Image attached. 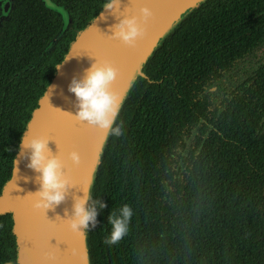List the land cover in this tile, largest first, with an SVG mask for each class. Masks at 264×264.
Listing matches in <instances>:
<instances>
[{"label": "trees", "instance_id": "obj_1", "mask_svg": "<svg viewBox=\"0 0 264 264\" xmlns=\"http://www.w3.org/2000/svg\"><path fill=\"white\" fill-rule=\"evenodd\" d=\"M242 61L246 80L235 89L230 75V95H200ZM5 117L0 192L23 132V116ZM112 129L91 191V264H264V0H204L186 14L142 67ZM125 205L127 229L109 243V217ZM16 253L11 215H0V264H16Z\"/></svg>", "mask_w": 264, "mask_h": 264}, {"label": "water", "instance_id": "obj_2", "mask_svg": "<svg viewBox=\"0 0 264 264\" xmlns=\"http://www.w3.org/2000/svg\"><path fill=\"white\" fill-rule=\"evenodd\" d=\"M203 1L118 0L112 9L101 8L95 19L77 33L65 53L71 50L70 58L62 62L59 69L55 68L44 91L46 98L42 99L44 93L39 97L20 137V141L25 142L33 138L46 141L45 156L56 157L61 165V178L66 182L64 199L48 208L34 207L40 199L35 195L40 190V172L28 166L31 149L20 141L11 175L0 192V215L9 214L12 218L16 264H91L86 243L87 227L77 230L69 227L74 219L73 206L78 199L84 198V206L89 208L101 152L142 67L160 41ZM142 7L150 9L149 18H143ZM133 17L144 29V34L136 39L134 46H129L113 38V32L121 20ZM67 21L64 19V23ZM93 63H107L116 70L109 90L116 95L119 108L108 128L77 119L79 102L69 91L73 78L82 80ZM73 152L78 156L77 162L71 159Z\"/></svg>", "mask_w": 264, "mask_h": 264}, {"label": "flooded vegetation", "instance_id": "obj_3", "mask_svg": "<svg viewBox=\"0 0 264 264\" xmlns=\"http://www.w3.org/2000/svg\"><path fill=\"white\" fill-rule=\"evenodd\" d=\"M100 1L55 0L62 14L46 8L44 0H0V121L6 115H21L19 126L24 130L53 77L55 61L63 58L77 33L96 16L88 18ZM72 35L65 48L64 39ZM248 71L245 61L234 71L221 70V77L203 85L200 95H230L229 76L236 89V80L242 82Z\"/></svg>", "mask_w": 264, "mask_h": 264}, {"label": "clouds", "instance_id": "obj_4", "mask_svg": "<svg viewBox=\"0 0 264 264\" xmlns=\"http://www.w3.org/2000/svg\"><path fill=\"white\" fill-rule=\"evenodd\" d=\"M118 4V0H104L101 7L103 9H112ZM44 5L49 10L61 12L63 9L58 7L55 0H44ZM144 19L149 18L152 13L149 8L140 9ZM95 17L93 18V20ZM113 38H119L124 44L134 46L136 39L143 36L144 29L137 23L136 18L121 20L115 26ZM71 50L66 54L62 61L55 64L59 69L62 62L70 58ZM116 70L110 64L93 63L86 70L82 80L73 78L69 91L72 92L78 100L77 119L86 120L89 124H95L100 128H108L117 115L119 104L116 95L109 90L111 82L115 79ZM46 98V93L42 99ZM112 131L119 135V128H113ZM20 143L31 149L29 167L40 172V190L35 194L40 199L36 201L34 207L48 208L53 204H58L64 199V190L66 182L61 178L60 162L54 156H45L46 141L43 139H29L25 142L21 139ZM73 162L78 161L75 152L70 153ZM15 168L13 169V172ZM85 199H78L73 206L74 219L69 222L72 230L80 227L86 228L89 222L95 223L97 215L95 208H85ZM100 207H104L103 204ZM131 216V209L125 205L120 209V214L115 217H109L112 224V231L108 237L109 243H114L120 239L127 229L128 220Z\"/></svg>", "mask_w": 264, "mask_h": 264}, {"label": "rangeland", "instance_id": "obj_5", "mask_svg": "<svg viewBox=\"0 0 264 264\" xmlns=\"http://www.w3.org/2000/svg\"><path fill=\"white\" fill-rule=\"evenodd\" d=\"M256 61H257V58L253 59L252 60V62H253L252 64L256 63Z\"/></svg>", "mask_w": 264, "mask_h": 264}]
</instances>
